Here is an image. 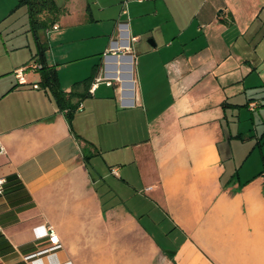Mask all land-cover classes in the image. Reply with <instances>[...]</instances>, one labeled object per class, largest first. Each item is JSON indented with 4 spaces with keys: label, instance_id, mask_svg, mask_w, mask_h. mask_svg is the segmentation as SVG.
Wrapping results in <instances>:
<instances>
[{
    "label": "crops",
    "instance_id": "obj_1",
    "mask_svg": "<svg viewBox=\"0 0 264 264\" xmlns=\"http://www.w3.org/2000/svg\"><path fill=\"white\" fill-rule=\"evenodd\" d=\"M52 1L37 37L80 95L70 126L16 81L32 30L0 80V264H264V0Z\"/></svg>",
    "mask_w": 264,
    "mask_h": 264
},
{
    "label": "rangeland",
    "instance_id": "obj_2",
    "mask_svg": "<svg viewBox=\"0 0 264 264\" xmlns=\"http://www.w3.org/2000/svg\"><path fill=\"white\" fill-rule=\"evenodd\" d=\"M32 37L33 32L27 5L17 4L16 0H0V68L6 69L0 73L1 81H14L12 71L8 69L14 62L29 58L30 54L26 42L27 38L31 39ZM17 45H21V47L13 48ZM83 64L81 61L75 63L71 73H84ZM65 72L69 73L66 70ZM30 74L38 76L37 71H29L28 77L32 76Z\"/></svg>",
    "mask_w": 264,
    "mask_h": 264
},
{
    "label": "trees",
    "instance_id": "obj_3",
    "mask_svg": "<svg viewBox=\"0 0 264 264\" xmlns=\"http://www.w3.org/2000/svg\"><path fill=\"white\" fill-rule=\"evenodd\" d=\"M17 1L19 4L23 3L27 5L31 29L33 30L36 38L37 50L35 54L32 56V58L29 60H36L40 64V68L37 70L40 73L39 83L44 88H47L50 91L58 108L64 113L68 121V124L71 126L73 110L76 106V103L72 102V98L74 96L80 95L78 92L75 91V88L78 86L79 82H75L73 84L72 89L68 92L60 88L57 71L53 66L47 64L45 59L46 46L43 42H41L38 39L36 33L38 28L52 25L54 21L53 18L41 20L39 17L40 14L42 12H49L54 14L55 12H57L58 8L54 5L52 0H17ZM94 76L95 74L90 75L89 77L85 78L81 83L89 84L93 80ZM6 182H7V178H6ZM2 242H4V240L2 239V235L0 234V250L3 248Z\"/></svg>",
    "mask_w": 264,
    "mask_h": 264
},
{
    "label": "built area",
    "instance_id": "obj_4",
    "mask_svg": "<svg viewBox=\"0 0 264 264\" xmlns=\"http://www.w3.org/2000/svg\"><path fill=\"white\" fill-rule=\"evenodd\" d=\"M52 28H57V24H52ZM40 68V64L36 60H29L13 69V74L16 78V81L19 84H24L27 81L26 74L29 71H37ZM101 80H106V84H111L110 79L104 78L102 76H96L94 82L91 84L90 90H92L95 84ZM34 87L38 85L36 83L33 84ZM249 107L253 109L255 106V102H249ZM4 151V148L0 145V153ZM6 178L0 177V194H2L5 190ZM47 237V241L49 246L47 249H54L60 246L58 235L55 232L54 228L51 225L45 226L42 232L38 235V238Z\"/></svg>",
    "mask_w": 264,
    "mask_h": 264
},
{
    "label": "bare ground",
    "instance_id": "obj_5",
    "mask_svg": "<svg viewBox=\"0 0 264 264\" xmlns=\"http://www.w3.org/2000/svg\"><path fill=\"white\" fill-rule=\"evenodd\" d=\"M129 64H130V61L128 57H125V56L117 57L116 61H114L113 63V67L116 66V69H114L113 75L114 76L116 75L117 78L121 79L124 86H129L130 84L129 75H127L126 74L127 71H125L127 68H130Z\"/></svg>",
    "mask_w": 264,
    "mask_h": 264
}]
</instances>
